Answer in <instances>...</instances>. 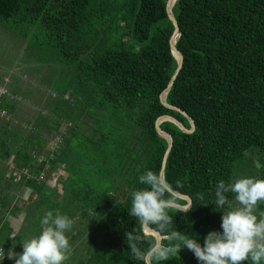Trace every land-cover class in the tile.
Segmentation results:
<instances>
[{"label":"trees","instance_id":"1","mask_svg":"<svg viewBox=\"0 0 264 264\" xmlns=\"http://www.w3.org/2000/svg\"><path fill=\"white\" fill-rule=\"evenodd\" d=\"M166 2L0 0L2 28L28 40L40 73L54 71L52 80L44 81L45 103L31 129L13 128L15 103L4 102L10 119L0 123V162L13 155L15 168L33 173L31 179L22 175L13 183L12 176L6 179L0 171L3 192L24 188L32 198L24 207L14 206L30 227L14 233L2 218L5 253L13 246L17 253L21 238L30 240L28 230L52 211L74 220L67 237L72 235L75 243L84 238L77 264H145L132 256L126 242L125 233L139 228L128 215L131 193L145 187L141 175L160 173L167 142L156 132V120L171 116L190 129L184 116L160 102L177 67ZM172 9L182 67L165 101L188 114L195 129L186 134L170 122L160 123L173 139L164 179L192 201L187 213L168 210L172 224L164 235L176 230L203 246L231 210L227 204L216 207L217 183L264 180V0H176ZM23 76L35 75L29 69ZM4 79L0 75V82ZM56 136L61 144L37 164L32 153H42L48 137ZM248 160L259 164L251 176L239 172L241 167L236 171L238 162ZM59 165L66 174L61 192L45 183ZM166 196L186 204L168 191ZM226 196L233 205L234 194ZM8 197H0L1 210L10 206ZM41 231L40 226L33 237ZM142 235L139 247L146 251L156 239L145 231ZM0 264L15 261L5 256ZM159 264L200 262L182 246Z\"/></svg>","mask_w":264,"mask_h":264},{"label":"clouds","instance_id":"2","mask_svg":"<svg viewBox=\"0 0 264 264\" xmlns=\"http://www.w3.org/2000/svg\"><path fill=\"white\" fill-rule=\"evenodd\" d=\"M145 187L131 193V207L128 215L134 217L138 229L126 232V242L132 256L150 264L155 261H167L186 247L194 254L200 264H245L249 259L252 264L264 261V213L260 218L254 214L258 205L264 204V180L253 178L235 179L226 184L223 180L215 186V205L223 208L226 204L231 209L221 217L222 232H210L204 238L203 246L197 240L175 231L167 232L172 224L168 210L174 207L167 198V181L153 171H147L139 177ZM234 194L238 207L233 208L226 194ZM207 206V205H204ZM178 211L187 213L191 204L176 206ZM41 233L22 245V253L9 248L7 253L0 246V261L5 256L15 264H64L71 254V246L66 232L73 227L74 220L49 211L40 221ZM155 233L161 238L151 243L146 251L139 245L144 242L142 233ZM168 241L165 244L164 241ZM179 241V243H173Z\"/></svg>","mask_w":264,"mask_h":264},{"label":"crops","instance_id":"3","mask_svg":"<svg viewBox=\"0 0 264 264\" xmlns=\"http://www.w3.org/2000/svg\"><path fill=\"white\" fill-rule=\"evenodd\" d=\"M27 79V78H25ZM28 81H1L0 84H4L6 86V88L8 89L11 98H5V101H14L15 103V111L14 113L10 116L11 117V122H12V127L16 128V127H20L23 130L27 131L28 129H31V126L33 124V122H35V119L37 118V114L39 113V111L41 110V106L44 105L45 101L42 99V97H45L46 94H42L41 93V89H44V85L45 82L44 81H33L31 78L27 79ZM3 82V83H2ZM28 84L31 85V87H35L39 90V92L36 93L35 98H33L29 92L28 89ZM19 87V88H18ZM27 90V92H26ZM29 95L30 96V100L31 101H27L25 99V96ZM40 96V99L39 97ZM4 102L2 104V106L5 108L4 106ZM6 109V108H5ZM8 111V109H7ZM46 110H43V115H46ZM9 113V112H8ZM1 122H5L3 120L0 119V123ZM62 129L63 126H62ZM61 144L59 137H48L46 145H45V150L40 153V154H33V157L35 158L37 164L38 161H43L45 159L46 153L50 150H55L58 145ZM13 155L10 156V158L4 160L3 162H0V171H4L5 173V178H10V176H12V182L13 183H17L18 180L15 179V176L13 175L16 172H21V171H26L27 172V176L26 179H31L33 177V173L31 171H29V169H19V168H15L14 166V161H13ZM59 170L63 171V165H59ZM57 172H55V174L51 175V176H55L57 177ZM45 174L44 172H41L39 174V177H44ZM50 176V177H51ZM38 177V178H39ZM49 177V178H50ZM46 183V181H45ZM47 185V184H46ZM48 186V185H47ZM5 187L4 182H0V197L4 196H9L8 198L11 199L12 198V202L10 204L9 207H7V210H1L0 209V225L2 224V218L6 219L9 222V226L8 229L9 230H13V232H16L18 230H20L22 228V221L24 218V212H15L14 210V206H18V204L21 202H27L28 197L30 196V191L28 189H24L23 190H10V191H5L3 192V188ZM49 187V186H48ZM51 188V187H49ZM52 189V188H51ZM2 190V191H1ZM22 192V193H21ZM23 196V197H21ZM27 203L24 204V206H26ZM22 206V207H24ZM19 207V206H18ZM20 215L21 218H20ZM5 259V258H4ZM1 263V261H0ZM261 264H264V261H261Z\"/></svg>","mask_w":264,"mask_h":264},{"label":"rangeland","instance_id":"4","mask_svg":"<svg viewBox=\"0 0 264 264\" xmlns=\"http://www.w3.org/2000/svg\"><path fill=\"white\" fill-rule=\"evenodd\" d=\"M29 69L35 75V76H32V78H31V79H34L35 81H38V80L51 81L53 78L54 71L52 68H50V70H48L47 74L43 73V72L42 73L39 72L41 69L40 65H38V63H37L36 55L33 53V48L28 43V40L23 41V40L17 39L14 35H11L9 32L4 30L2 28V26L0 25V75H3V78H7L8 81H19V82L20 81H28L27 79H25V77L23 75H25V72L28 71ZM4 75H6V76H4ZM27 90H29V92L33 98H35L36 93L39 92V90L37 88L31 87L30 84H28ZM27 90H26V92H27ZM41 93L47 95V90L41 89ZM38 97L40 99V96H38ZM25 99L27 101H31L29 95H26ZM42 99L44 100L45 98L42 97ZM239 165L240 164L238 162L236 164V171L239 169V167H241V170L239 172H241L245 176H251L250 173L254 170L255 166L259 167V164L257 162H255V164H254V162L251 160H248L247 163H244L240 166ZM57 173H56L57 177H55L56 185L53 186L52 189H56V190L58 189L60 191L61 181L66 176V174L60 170H58ZM21 197H23V196H21ZM29 202H32V198L30 196L28 197L27 202L26 201L23 203L20 202L18 204V206L22 207V206H24L25 203H29ZM232 207L233 208L238 207L235 200H234ZM261 213H264V204L258 205L254 214L259 219ZM21 216L22 215H20V218H21ZM23 221H22V224H23ZM24 223L25 224L22 225L23 227H25V226L30 227L31 223H27V222H24ZM220 225H221V222L217 226L215 232H222ZM40 226H41L40 224L35 225L34 226L35 229L34 228L29 229L28 233L25 235L32 234V238H34L33 234H36L37 231H39ZM72 233H73V235H76L75 234L76 231L72 230ZM24 237H22L20 240V246L18 247V252H17L18 254L22 253V250H23L22 245H23V243H25ZM67 238H68L69 244L71 246V254L68 257V259L64 262V264H77L78 261L76 260V258L78 256V254L80 253V250H81L80 246L83 245L82 240H84V238L78 240L77 243L74 242L72 235L70 237H67ZM75 254H76V256H74ZM78 259H79V257H78ZM245 264H252V262L249 259L248 261L245 262Z\"/></svg>","mask_w":264,"mask_h":264},{"label":"water","instance_id":"5","mask_svg":"<svg viewBox=\"0 0 264 264\" xmlns=\"http://www.w3.org/2000/svg\"><path fill=\"white\" fill-rule=\"evenodd\" d=\"M176 0H167L166 2V13H167V16L169 18V20L172 22L173 26H174V30H173V34L170 38V51L173 55V57L175 58L176 62H177V67L173 73V75L171 76L169 82H168V85L166 87V90L160 95V102L161 104L168 108V109H171L173 111H176L178 112L179 114H181L182 116H184L189 124H190V129H187L185 128L178 120H176L175 118L171 117V116H162L160 118H158L155 122V130L156 132L166 140L167 142V148H166V151L164 153V156H163V159H162V166H161V170H160V173H159V176L163 177L164 178V168H165V165H166V160H167V157H168V154L172 148V145H173V139L171 137V135L169 133H167L166 131H164L163 129L160 128V123L164 122V121H167V122H170L174 125H176L181 131H183V133H186V134H190L194 131L195 129V125H194V122L192 120V118L190 116H188V114H186L184 111L180 110L179 108H176L174 106H170L166 103L165 101V96H166V93L167 91L173 86L180 70H181V67H182V55L181 53L176 49L174 43L175 41L180 37V30H179V27H178V23L176 21V18L173 14V4ZM172 196L176 197V198H179V199H183L186 201V205H188L189 203L192 205V201H191V198L187 195H184V194H180L174 190H171L170 188H168L167 190ZM174 204V207L175 209H178L176 206H179V204H176V203H173ZM146 233L148 234H151L155 237V239H160L161 237L155 233H149L147 231H145ZM151 264V263H150Z\"/></svg>","mask_w":264,"mask_h":264},{"label":"built area","instance_id":"6","mask_svg":"<svg viewBox=\"0 0 264 264\" xmlns=\"http://www.w3.org/2000/svg\"><path fill=\"white\" fill-rule=\"evenodd\" d=\"M3 81H8V79L5 78ZM5 98H11L10 93L4 84H0V119L3 121H8L10 119L9 113L7 109H5L2 106ZM13 175L15 176V179L18 180L22 175L27 176V172L26 171L16 172ZM40 179H42V177H40ZM46 184L51 188L55 186L56 185L55 176H51L50 178H48L46 180Z\"/></svg>","mask_w":264,"mask_h":264}]
</instances>
